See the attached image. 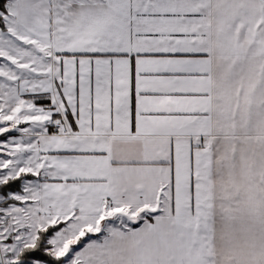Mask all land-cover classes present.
<instances>
[{
	"label": "snow or ice",
	"instance_id": "1",
	"mask_svg": "<svg viewBox=\"0 0 264 264\" xmlns=\"http://www.w3.org/2000/svg\"><path fill=\"white\" fill-rule=\"evenodd\" d=\"M0 264H264V0H0Z\"/></svg>",
	"mask_w": 264,
	"mask_h": 264
}]
</instances>
